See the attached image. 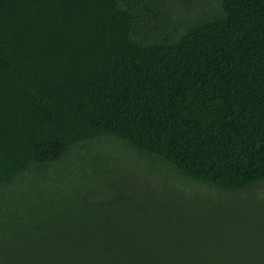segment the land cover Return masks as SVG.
I'll return each mask as SVG.
<instances>
[{
    "label": "trees",
    "instance_id": "obj_1",
    "mask_svg": "<svg viewBox=\"0 0 264 264\" xmlns=\"http://www.w3.org/2000/svg\"><path fill=\"white\" fill-rule=\"evenodd\" d=\"M172 1L0 0V264H264V0Z\"/></svg>",
    "mask_w": 264,
    "mask_h": 264
},
{
    "label": "rangeland",
    "instance_id": "obj_2",
    "mask_svg": "<svg viewBox=\"0 0 264 264\" xmlns=\"http://www.w3.org/2000/svg\"><path fill=\"white\" fill-rule=\"evenodd\" d=\"M217 6L218 0H173L169 9L158 6V15L151 20L147 27L148 36L169 34L196 18L209 19L216 15ZM209 194L214 195L215 200L222 198V195L215 191H210ZM217 206L224 210H239L244 207L242 204L233 201H218Z\"/></svg>",
    "mask_w": 264,
    "mask_h": 264
}]
</instances>
